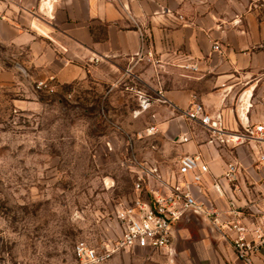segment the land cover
<instances>
[{
	"label": "crops",
	"instance_id": "1",
	"mask_svg": "<svg viewBox=\"0 0 264 264\" xmlns=\"http://www.w3.org/2000/svg\"><path fill=\"white\" fill-rule=\"evenodd\" d=\"M141 35L157 66L137 62ZM216 42L219 52L213 48ZM0 49L1 62L10 66H0L1 76L21 74L19 64L32 82L68 85L92 78L113 85L130 77L149 95L162 93L167 103L156 102L147 122L165 146L162 158L169 153L179 166L185 156H204L211 175L191 190L208 208L227 205V199L219 198L212 188V180L220 179L230 163L241 168L238 177L243 189L260 190L264 169L255 168L260 149L254 144L225 147L221 155L207 145V130L182 112L200 103L208 114L221 115L227 130L233 132L241 130V120L251 124L264 120V0L0 2ZM185 65H197L198 71L185 70ZM157 168L169 177L163 163ZM221 183L232 197L228 185L222 179ZM209 227L198 218L181 227L180 261L175 264H243L229 238L213 240ZM253 264H264V249Z\"/></svg>",
	"mask_w": 264,
	"mask_h": 264
},
{
	"label": "rangeland",
	"instance_id": "2",
	"mask_svg": "<svg viewBox=\"0 0 264 264\" xmlns=\"http://www.w3.org/2000/svg\"><path fill=\"white\" fill-rule=\"evenodd\" d=\"M129 78L51 82L47 92L23 74H0V264H79V243L118 240V212L134 201L138 178L156 183L144 169L178 171L147 133L152 109L133 117L138 95L128 88L142 86ZM103 264H168V253L125 250Z\"/></svg>",
	"mask_w": 264,
	"mask_h": 264
},
{
	"label": "built area",
	"instance_id": "3",
	"mask_svg": "<svg viewBox=\"0 0 264 264\" xmlns=\"http://www.w3.org/2000/svg\"><path fill=\"white\" fill-rule=\"evenodd\" d=\"M14 1L0 0L7 3ZM141 37V48L135 54L137 62L146 61L157 66L153 51L146 46L145 36ZM213 48L218 52L221 50L217 42ZM183 69L198 71L197 65H185ZM35 87L38 90L53 92L54 86L51 82L39 81L35 83ZM131 91L138 95V107L133 112L134 118L149 112L156 102L167 103L160 92L154 97L139 89L133 88ZM182 116L207 130L209 133L207 145L212 148L256 145L260 153L255 168L258 172L264 169V120L256 124L241 120L240 131H229L221 115L208 114L200 103H193L191 108L182 112ZM147 133L155 134V128L151 127ZM240 171L238 164L230 163L220 179L212 180V188L218 197L227 199L224 209H214L198 202L191 190L192 186H201L211 175L210 167L202 154L181 158L177 175H171L169 180L157 167L144 169L143 174L148 177V181L149 178H154L156 183L146 187L145 177L138 178L134 201L118 212L121 230L118 240L106 249L89 248L79 243L74 250L76 260L79 264H103L125 250L162 251L169 254L173 243V227L189 209H196L210 220L221 235L229 238L240 262L253 264L254 258L264 249V181L257 192L249 187L243 189L239 184ZM188 177L189 180L186 179ZM221 179L228 185L232 197H228ZM242 194L246 196L239 200L238 196Z\"/></svg>",
	"mask_w": 264,
	"mask_h": 264
},
{
	"label": "water",
	"instance_id": "4",
	"mask_svg": "<svg viewBox=\"0 0 264 264\" xmlns=\"http://www.w3.org/2000/svg\"><path fill=\"white\" fill-rule=\"evenodd\" d=\"M16 68L18 69V71L21 74L24 75V77L26 78V80L28 81L30 86L33 87L31 85V78H30L29 74L26 72V70L24 68H22L19 64L16 65ZM193 218H198L201 220V222L209 224V226L211 228L209 227L210 229L208 230V233H209V236L213 240H216V239H221L224 241L226 240V238L221 234L218 236L215 235V230L213 228L212 223L204 214H202L200 211H198L196 209H189L173 227V230H172L173 243L169 249V254H168V260H169L170 264L179 263L180 259H179V253H178V248H177V240L179 237L178 236L179 230L181 229L182 226L190 224L193 221Z\"/></svg>",
	"mask_w": 264,
	"mask_h": 264
}]
</instances>
